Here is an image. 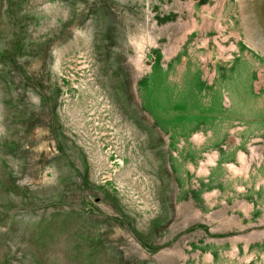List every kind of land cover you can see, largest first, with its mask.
I'll return each instance as SVG.
<instances>
[{"label": "rangeland", "instance_id": "obj_1", "mask_svg": "<svg viewBox=\"0 0 264 264\" xmlns=\"http://www.w3.org/2000/svg\"><path fill=\"white\" fill-rule=\"evenodd\" d=\"M0 264H264V0H0Z\"/></svg>", "mask_w": 264, "mask_h": 264}]
</instances>
